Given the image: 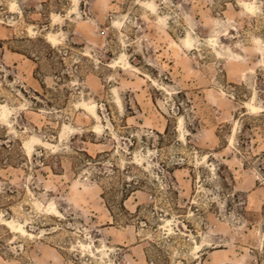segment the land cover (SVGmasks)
<instances>
[{"label":"rangeland","instance_id":"1","mask_svg":"<svg viewBox=\"0 0 264 264\" xmlns=\"http://www.w3.org/2000/svg\"><path fill=\"white\" fill-rule=\"evenodd\" d=\"M0 264H264V0H0Z\"/></svg>","mask_w":264,"mask_h":264},{"label":"bare ground","instance_id":"2","mask_svg":"<svg viewBox=\"0 0 264 264\" xmlns=\"http://www.w3.org/2000/svg\"><path fill=\"white\" fill-rule=\"evenodd\" d=\"M50 38H53V37L50 36ZM53 39H54V38H53ZM251 106H252V105H251ZM253 107H254V106H253ZM9 221H10V220H9ZM9 221H7V222H9ZM11 222H12V221H11ZM11 222H9V223H11ZM9 223H8V225H9ZM12 225H14V223H13ZM12 225H11V226H12ZM19 230H21V231L24 230V231H25V229H24L23 227H21Z\"/></svg>","mask_w":264,"mask_h":264}]
</instances>
